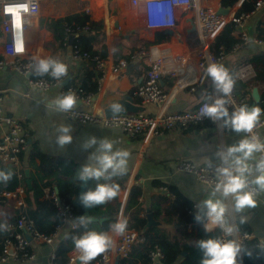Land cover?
Instances as JSON below:
<instances>
[{
  "label": "crops",
  "instance_id": "crops-1",
  "mask_svg": "<svg viewBox=\"0 0 264 264\" xmlns=\"http://www.w3.org/2000/svg\"><path fill=\"white\" fill-rule=\"evenodd\" d=\"M47 1L51 6V10L54 8L63 9L64 7V13L54 18L41 14L40 31L36 36L26 38V47L32 60L36 57L58 58L68 65V76L71 79L75 75L78 62H81V59L73 60L72 58L73 41L78 32L71 31L67 41L63 42V48L61 41L55 37L57 21L63 19L70 23L71 26L76 27L79 21L87 18L88 24L86 25H92L94 30L103 31L104 33V38L100 42L105 43L107 47L105 59L109 61V67L102 79L100 76L98 77L99 86L92 97L94 110L103 112L104 107L114 102H122L123 105L129 106L126 112H143L148 115H154L159 110H163L166 113H171L192 109L200 100H205L206 96L212 95L214 97L216 95L214 85L209 76L201 83L196 81V75L199 71L197 66H195V74H188L187 71L183 73L182 83L176 89L173 88L176 77L171 74L162 75L159 84L168 94L162 105L142 103L135 94L137 85L143 83L146 78V71L150 67V60L155 54L156 44L174 36L183 38L187 46L194 44L193 40L194 42L196 41V31L192 20V11L179 8L177 11V23L172 28L138 31L124 27L123 21L126 17L120 16L115 12L114 0ZM73 1L75 3H72ZM99 4L103 6L108 19V24L104 26L96 23L97 6ZM201 4L221 6L219 0H201ZM239 6L240 1L226 8L237 14L239 12H236V10ZM185 19L190 22V29H186ZM263 20L264 6L246 17L244 29L250 38H256V27ZM1 21L2 18L0 17V26ZM115 22L117 27L114 26ZM166 30H171V34L165 33ZM236 33L238 34L237 30ZM5 35L0 28V57L3 56V44L6 41ZM141 49L147 52L142 60L130 62L124 70L112 69L110 63L115 66L117 61L125 60L128 57L132 58ZM260 52H264V41L259 43L251 39L241 48L225 54L220 64L224 65L234 77L239 68L249 65L248 58L252 54ZM97 72L99 71L97 70ZM254 76L253 71L244 80L235 78V85L238 91V83L245 82L246 87L243 88L241 94L246 99V102L248 98L252 100L253 88L257 89L260 96L259 86L250 85ZM65 86L60 85L46 91L33 89L28 84L27 76L19 75L16 72L10 59H7V64L0 69V108L23 125L28 137L27 146L24 150L26 154L23 155L22 159L18 157L17 165L15 164L19 181L22 182L18 187L22 191L20 196H23L24 209L26 207L24 185L29 190L33 184L40 183V159L37 156H34V158L28 157L27 153L31 150V147L37 148L41 153L52 156L55 159L56 167L52 176L47 178L49 183L46 186H51L58 193V187L63 185L64 182H78L75 172L86 162L88 156V151H84L80 145L88 136L95 135L98 138L108 137L117 140L118 144L116 146L130 153L127 166L128 177L124 185L120 187L118 194L120 209L116 220L118 216H123L122 210L134 180L141 186L142 190V194L138 199L142 210L138 216L145 217V227L155 226L160 231L169 233H175L176 228L179 227L194 234H196L199 227L203 228L202 225L194 222H179L177 208L170 207L179 206V212L183 213L184 206H191V210L194 212V205L200 200L207 198L210 191V187L198 182L191 174L178 172L175 167L176 162L178 160H189L198 165L209 161L218 163L217 150L237 142L243 134L232 132L224 127L221 122L213 123L206 119L201 124L190 125L184 129H164L156 136L147 137L142 133L127 136L118 128L105 127L95 123H81L66 112L55 110L51 106L52 101L65 94L63 89ZM192 86L193 89L191 88ZM77 101L78 106L80 105V100L77 99ZM130 108H134V110L130 111ZM229 111L231 110L229 109ZM61 125H69L73 129L72 143L63 148L55 142L57 129ZM5 132L6 127L0 125V141ZM260 135L261 139L264 140V126L261 128ZM4 162L9 163L7 161ZM22 170L23 177L20 175ZM25 170L28 171L30 187L25 182ZM90 181L92 180L87 181L84 191ZM80 184L79 182V189ZM46 186L42 187L40 199L47 197L43 193V189ZM6 197L9 199L8 205L3 206L0 212L6 213V219L9 220L14 215V209L18 210V207L15 197ZM226 204L228 206L226 214L228 224H226V227L231 225L238 232L239 230L251 232L264 241V192L257 197V206L247 209L242 214L246 216L245 223H240V216L233 211V202L228 200ZM89 215H91L90 208ZM73 216L70 222L76 225L77 223L75 222L76 220H73ZM123 218L127 220L128 226L131 221L130 217L123 216ZM0 219H5V217H0ZM104 219L102 218V220ZM69 228H71L70 224L63 227L55 235L51 244H36L32 242L31 247L36 255L33 261L1 264H53L52 256L58 241L57 238L60 237V233L63 230ZM217 229L221 232V229ZM109 232L113 235L115 242H117L119 236L111 233L110 230ZM78 256L79 254L73 264H80V261L76 262ZM240 257H238V264H241Z\"/></svg>",
  "mask_w": 264,
  "mask_h": 264
},
{
  "label": "built area",
  "instance_id": "built-area-1",
  "mask_svg": "<svg viewBox=\"0 0 264 264\" xmlns=\"http://www.w3.org/2000/svg\"><path fill=\"white\" fill-rule=\"evenodd\" d=\"M40 0H0L1 31L9 34V42L3 44V56L0 57V69L7 64L10 59L11 64L19 75L27 76L28 84L31 88L46 91L61 85L60 80H55L50 76L37 77L32 73L33 60L26 47V38L34 37L41 29V12L39 6ZM264 6V0H257L248 12L229 11L227 14H219V6L202 5L201 0H114L115 12L120 16H125L123 21L125 28L138 31L159 30L172 28L177 23V11L179 8L192 11L193 24L196 31V41L192 46H187L183 38L174 36L155 45V54L150 60V67L146 72V78L139 84L135 90L142 103H153L162 105L167 98L165 92L159 84L162 75L171 74L176 77L173 88H179L182 83V75L185 71L188 74H195V66L198 68L196 81L201 83L207 78L206 68L209 63L216 62L220 64L223 53H215L211 46L215 36L227 22L235 25L238 34L243 38L244 43L250 41L261 43L259 39L250 38L245 32V20L249 14L254 13L260 7ZM186 29H190L191 24L188 20L184 21ZM87 29V26L84 27ZM70 30L65 29L64 40L70 36ZM237 46L233 49L236 50ZM147 52L144 49L137 51L131 61L119 60L112 66L115 70H124L130 62L142 60ZM86 52H78L74 49L72 52L73 60L87 58ZM95 68L101 72L102 79L109 67V61L102 58H93ZM253 69L250 65L239 68L234 79L244 80L252 74ZM62 86V85H61ZM172 88V89H173ZM193 89V86L191 87ZM80 105L72 111L66 112L81 123H95L105 127L118 128L125 135L130 136L142 133L147 137L156 136L164 129L178 128L184 129L190 125H198L207 118H200V111L205 100H200L197 105L188 110L166 113L159 110L154 115H148L143 112L118 113L106 116L102 111L94 110L92 106V93H86L80 97L73 90ZM241 104H247L244 96L238 92L236 85L231 97L229 107H238ZM264 109V101L262 102ZM0 125L6 127L0 141V159L7 161L12 167L17 163L18 154L24 151L27 146V132L22 124L17 122L12 116L6 114L0 108ZM264 126V115L261 122L257 125L255 132L261 138L260 131ZM209 162L204 164H195L189 160H178L176 170L178 172L191 174L198 182L210 187L214 181V166L218 163ZM17 165V164H16ZM21 189L18 187L13 192H3L4 196L15 197L18 209L24 208V202ZM45 196L51 198L57 208L59 219L55 224L51 234H40L32 228V222L24 216H20L16 222L9 223V230L6 231V239L0 252V264L7 262L28 263L34 260L35 252L32 250L31 243L51 244L55 235L65 226L70 224L71 228L76 225L71 224L70 219L73 216V207L61 198L57 191L51 186L43 189ZM26 234L30 239L26 238ZM233 238L237 239L242 245L252 244L264 246V241L251 232L234 231ZM144 238L134 229H126L125 233L119 236V240L107 252L101 254L93 264H112L115 258L125 257L134 242H143ZM12 247V251L9 248ZM259 248V247H258ZM79 253L73 249L68 253L66 264H73ZM161 254L156 247L149 254V262L153 264L159 261Z\"/></svg>",
  "mask_w": 264,
  "mask_h": 264
},
{
  "label": "clouds",
  "instance_id": "clouds-1",
  "mask_svg": "<svg viewBox=\"0 0 264 264\" xmlns=\"http://www.w3.org/2000/svg\"><path fill=\"white\" fill-rule=\"evenodd\" d=\"M32 73L37 77L50 76L61 82L68 77V65L58 58L36 57L33 60ZM211 78L216 95H208L200 111V118H207L213 123L221 122L224 127L237 134H243L235 143L218 149L216 157L219 163L214 166L215 181L210 186L207 198L194 205V223L202 225L206 233L221 229V235L199 239L195 243L202 253L200 264H238L242 254L252 256L251 250H245L242 243L233 238L236 229L226 224L228 206L226 201L233 202V211L240 216V223L246 222L242 215L247 209L257 206V197L264 192V140L255 129L261 122L264 109L259 105L241 104L232 107L231 97L235 88V79L222 64L212 62L206 68ZM77 97L73 91L55 98L51 106L60 112H70L77 106ZM113 114L123 111L119 103L111 105ZM73 129L69 125H61L57 129L56 144L61 148L72 143ZM117 140L108 137L88 136L80 145L88 151L87 160L75 172L76 179L82 184L88 180L97 181L95 187L80 192L76 198L84 208H94L115 199L120 192V185L114 182L115 177L126 174L130 153L116 145ZM91 150V151H89ZM212 167V162L209 161ZM14 173L11 169H0V183L7 184ZM103 180V182H101ZM0 231H8L10 225L6 213L0 212ZM76 223L85 231L72 237L75 250L79 253L80 264H91L99 255L107 252L115 244L109 231L89 229L93 223L90 215H81ZM127 229V220L118 216L110 225L111 233L121 236ZM264 253V246L258 245Z\"/></svg>",
  "mask_w": 264,
  "mask_h": 264
},
{
  "label": "trees",
  "instance_id": "trees-1",
  "mask_svg": "<svg viewBox=\"0 0 264 264\" xmlns=\"http://www.w3.org/2000/svg\"><path fill=\"white\" fill-rule=\"evenodd\" d=\"M240 1V6L236 12H248L253 4L257 0H219L220 5L223 7H231ZM238 14V13H237ZM87 18L78 22L76 27L71 26L66 20L59 19L56 26V38L61 41L62 45L65 35V29L74 31L78 34L74 37L73 48L78 52H86L87 58H82L81 62H78V66L75 69V75L69 80L67 85L63 88L64 92L75 91L80 97L86 93L96 92L99 84L97 82L98 77L101 76V72H97L93 58L105 59L107 56V47L105 43H101V39L104 38L103 31L94 30L92 25H86ZM87 26V29L84 27ZM71 33V32H70ZM255 37L260 41H264V20L256 27ZM243 38L236 33L235 25L232 22H227L219 33L215 36L211 49L213 52H222L223 56L237 46V49L244 45ZM64 48V45L62 46ZM133 57V56H132ZM132 58H126V61H131ZM248 63L254 71V79L250 83L252 86H259L260 89V102L259 106L262 107L264 101V52L252 54L248 58ZM149 69V68H148ZM147 72V71H146ZM138 86V85H137ZM239 93H242L245 88V82H239ZM137 88V87H136ZM244 93V91H243ZM251 98H248V105L251 104ZM25 151H21L18 157L22 159ZM28 157L34 158L37 156L40 159L39 164V179L40 183L33 184L31 189L27 190L24 185L25 196V209H14V215L7 220L9 223H14L22 215L26 219L32 222V228L40 234H51L54 230L55 224L59 219V214L54 202L51 198L40 199L42 195V187L48 185L47 178L52 176L53 170L56 167L55 159L52 156L41 153L37 148H32L27 153ZM0 169H11L14 176L7 184L0 183V209L3 206H7L9 199L4 196L3 192H13L22 182L19 181V176L16 168H13L9 163L1 161ZM20 175L23 177V170L20 171ZM128 177V173L120 177H115L114 182L118 183L120 187L124 185ZM103 182V180H101ZM97 181H90L86 187H95ZM79 181L76 183L64 182L63 185L58 187V195L64 199V201L73 207V220L81 216L84 211L77 201L79 196ZM142 194L141 186L133 180L125 206L122 210L123 216H129L131 221L127 226V229L136 230L143 238V242H134L131 244L130 249L125 257L118 259L117 264H150L149 254L157 247L161 254L160 262L162 264H200L202 253L195 247V243L199 239H206L210 236L221 235L220 230H216L211 233H206L203 228L199 227L196 234L186 230H182L177 227L175 233H169L166 231H160L155 226L145 227V217H140L138 214L142 210L138 199ZM176 207L179 215V222H194L193 211L191 206H184L183 213L179 212V206ZM120 202L118 196L107 202L106 204L90 208L91 216L95 218H105L102 221H93L88 225L89 229H95L97 231H109L110 225L116 222V216L119 213ZM156 214V210H155ZM3 220V219H0ZM85 229L79 226L78 223L74 228L65 229L60 233V237L55 245L52 263L53 264H66L68 260V253L75 249L72 241V237L82 234ZM244 230H239L243 232ZM246 232V231H245ZM6 239V231H0V252L3 248L4 241ZM245 250H251L252 256L241 255V264H264V253L260 252L258 247L252 244L243 245ZM100 256V255H99ZM99 256L91 261V264L96 261Z\"/></svg>",
  "mask_w": 264,
  "mask_h": 264
},
{
  "label": "water",
  "instance_id": "water-1",
  "mask_svg": "<svg viewBox=\"0 0 264 264\" xmlns=\"http://www.w3.org/2000/svg\"><path fill=\"white\" fill-rule=\"evenodd\" d=\"M228 12H229L228 8L219 6V8H218V13H219V14H223V15H225V14H227ZM114 26L117 27L116 22H115ZM165 33L171 34V30H166ZM5 36H6V42H9V39H10L9 34H6ZM69 80H70V76L66 77V78L61 82V85H62V86L67 85V83L69 82ZM259 102H260V96H259V94H258V92H257V89H256V88H253V90H252V103L250 104V106H252V105H257V104H259ZM114 103H119V104L122 105V107H123V111H121V112H119V113H122V112L125 113V112L129 109V106H127V105H123L122 102H114ZM114 103H112V104H114ZM112 104H110V105H108V106H106V107L103 108V113H104L106 116L113 115V112H112V110H111V105H112ZM133 110H134V108H133V109L130 108V111H133ZM25 177H26L25 182H26L27 186L30 187V180L28 179V171H27V170H25ZM86 183H87V182H86ZM86 183H82V184H80L79 193L84 191L85 186H86ZM82 215H89V208H84V211H83V214H82ZM149 215L151 216V214H149ZM90 216H91V215H90ZM92 218H93V221H96V220H102V218L98 219V218H95V217H93V216H92ZM26 238H27V239H30L29 236H28L27 234H26ZM9 251H10V252L12 251V247L9 248ZM76 262H79V259H77ZM117 263H118V258H115V260L113 261L112 264H117ZM105 264H108V263H105ZM154 264H162V263H161L160 261H157V262H155Z\"/></svg>",
  "mask_w": 264,
  "mask_h": 264
},
{
  "label": "bare ground",
  "instance_id": "bare-ground-1",
  "mask_svg": "<svg viewBox=\"0 0 264 264\" xmlns=\"http://www.w3.org/2000/svg\"><path fill=\"white\" fill-rule=\"evenodd\" d=\"M72 3H75V1H73ZM39 6H40V12L41 14L43 13L44 15H46L49 18H54L56 16H61L64 13V7L63 9H52L51 10V6L49 5L47 0H40L39 1ZM97 15H96V23H98L100 26H104L108 24V19L106 17V14L104 12V8L102 5H98L97 6Z\"/></svg>",
  "mask_w": 264,
  "mask_h": 264
},
{
  "label": "rangeland",
  "instance_id": "rangeland-1",
  "mask_svg": "<svg viewBox=\"0 0 264 264\" xmlns=\"http://www.w3.org/2000/svg\"><path fill=\"white\" fill-rule=\"evenodd\" d=\"M193 43H195L194 40H193Z\"/></svg>",
  "mask_w": 264,
  "mask_h": 264
}]
</instances>
